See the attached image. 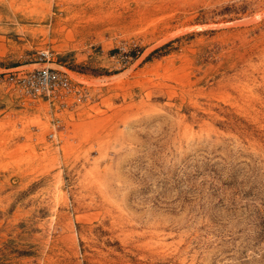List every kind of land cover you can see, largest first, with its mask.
Listing matches in <instances>:
<instances>
[{
    "label": "rangeland",
    "instance_id": "obj_1",
    "mask_svg": "<svg viewBox=\"0 0 264 264\" xmlns=\"http://www.w3.org/2000/svg\"><path fill=\"white\" fill-rule=\"evenodd\" d=\"M0 264H264V0H0Z\"/></svg>",
    "mask_w": 264,
    "mask_h": 264
},
{
    "label": "built area",
    "instance_id": "obj_2",
    "mask_svg": "<svg viewBox=\"0 0 264 264\" xmlns=\"http://www.w3.org/2000/svg\"><path fill=\"white\" fill-rule=\"evenodd\" d=\"M54 54L49 49L37 51L36 67L23 66L9 70L2 83L23 102L48 104L54 114V127L61 123V114L76 103L87 98L85 83L74 81L67 70L51 66ZM57 136L51 132L49 137Z\"/></svg>",
    "mask_w": 264,
    "mask_h": 264
},
{
    "label": "bare ground",
    "instance_id": "obj_3",
    "mask_svg": "<svg viewBox=\"0 0 264 264\" xmlns=\"http://www.w3.org/2000/svg\"><path fill=\"white\" fill-rule=\"evenodd\" d=\"M51 65H53V66L57 67L55 64H51Z\"/></svg>",
    "mask_w": 264,
    "mask_h": 264
}]
</instances>
